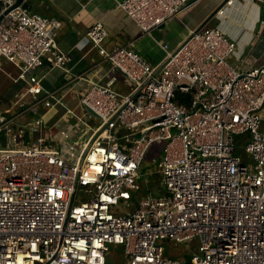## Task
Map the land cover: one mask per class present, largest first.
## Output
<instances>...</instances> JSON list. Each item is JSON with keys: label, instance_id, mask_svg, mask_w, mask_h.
<instances>
[{"label": "built area", "instance_id": "built-area-1", "mask_svg": "<svg viewBox=\"0 0 264 264\" xmlns=\"http://www.w3.org/2000/svg\"><path fill=\"white\" fill-rule=\"evenodd\" d=\"M16 1L0 0V56L28 87L13 101L19 113L0 116V264H109L111 244L122 264H264V64L234 66L235 42L215 26L190 31L175 48L159 42L163 57L150 62L128 45L107 49V28L94 20L84 36L131 87L119 94L114 75L89 78L75 99L100 121L83 139L66 129L53 137L40 131L45 114L56 104L71 114L64 99L88 71L44 90L32 70L71 59L55 38L60 20L22 4L33 0ZM187 1L118 3L151 34ZM28 131L35 140L25 142ZM160 141L165 190L138 195L142 160ZM238 145L252 161L234 153ZM78 190L90 196L76 202ZM166 237H197V249L168 256Z\"/></svg>", "mask_w": 264, "mask_h": 264}, {"label": "crops", "instance_id": "crops-1", "mask_svg": "<svg viewBox=\"0 0 264 264\" xmlns=\"http://www.w3.org/2000/svg\"><path fill=\"white\" fill-rule=\"evenodd\" d=\"M119 1L48 0L37 3L45 14L60 20L55 38L59 47L71 56L66 66L50 67L45 64L32 70L41 77L44 90L61 88L67 75L87 70L85 79L75 84L73 95L70 97L67 95L68 99L75 101L74 98L87 86L89 78L105 83L114 75L116 79L112 87L119 94L129 91L130 81L122 72L113 71L109 61L105 60L91 41L84 36L94 20L102 21L107 28V35L103 40V45L107 49H111L115 43L128 45L146 60L157 62L163 57L159 42L167 43L170 48L177 47L190 31L209 16L220 2H223V0H188L175 16L148 34L141 32L136 22L119 6ZM219 9L221 11L212 13L204 26H215L234 40L235 50L229 57V61L234 66L242 68L264 64V0L262 2L258 0L225 1ZM2 63L5 66L9 64L12 69H5ZM13 69L17 71L15 74ZM0 70L7 75L3 77V85L8 82L3 92L7 102L0 105V116L3 114V116L10 117L19 113V108L13 104V101L17 94L26 90L28 84L24 79L16 78L19 68L1 56ZM60 106L63 107L61 104H56L48 110L44 116L46 126H40V131L45 130L52 133L51 136L56 137L59 130L66 129L72 136L83 139L90 128L85 121L87 118L80 117L84 113L76 114L72 107L71 114H64L63 111L61 113ZM5 108L10 110L7 111ZM32 117V114L18 115L15 121L24 123ZM37 135L38 133L26 132L25 142H29L32 138L35 140ZM5 143H7L6 132L0 131V145Z\"/></svg>", "mask_w": 264, "mask_h": 264}, {"label": "rangeland", "instance_id": "rangeland-1", "mask_svg": "<svg viewBox=\"0 0 264 264\" xmlns=\"http://www.w3.org/2000/svg\"><path fill=\"white\" fill-rule=\"evenodd\" d=\"M40 1L47 2L48 0H34L33 3L31 4L30 9L35 10V11H39L40 13H43L44 15L49 16L48 14H45V12L43 10H41L39 8V6L37 5V3ZM56 30H55V33H56ZM4 62H6V61H4ZM2 65L5 69H10V70L12 69V67L9 64H7V66H5V64L2 63ZM16 72H17L16 69H13V73L15 74ZM5 75H6V73L4 71L0 70V105L7 102L6 97L3 94V92L5 91V87L8 83V82H5L3 85V79H4L3 77ZM6 77H7V75H6ZM68 95L70 97L73 94H68ZM75 101L73 99L70 100V99H68V97H66L64 99V104H66V105L71 104L69 106L73 107L74 112H76V114L85 113L84 115H80V117L84 116L85 118H87L85 121H86L87 125L90 126V128L95 126L100 121L99 117H96V116L91 115V114L87 115V113L79 105V103H77V101L76 102ZM60 108H61V113H62V111H64V108L61 106H60ZM262 123H264V121ZM60 143L64 144V139H61ZM162 144H163L162 141L155 142V143L151 144L145 153V156L142 160V163L140 165L138 175L136 178V181L140 185L138 195H141V194L143 195V194H146L148 192L151 193V191H159L161 193L165 190L164 185L162 184L163 172L161 170L162 154H163ZM234 153L236 155H239L244 160L252 161L251 156L249 154H247V152L245 151V149L241 145H238L235 148ZM89 196H90V194L87 193L86 191L78 190L76 192L74 198H75V201L78 202L80 200L87 199ZM134 205H135V203L132 202L131 206L133 207ZM132 207H126L124 210L122 208H116V210H113V211L119 212V213H124L125 211L130 210ZM160 243L163 246V253L164 254H166L168 256L179 258V257L184 256L186 254L189 255L192 250L197 249L198 238L193 237V238L186 240V241H175V240H172V239H169L166 237V238L160 239ZM106 259H107V262L109 264H122L123 263L122 262L123 261V254L120 251V246L115 245V244H111V249L108 251V253L106 255ZM36 264H39V263H36Z\"/></svg>", "mask_w": 264, "mask_h": 264}, {"label": "water", "instance_id": "water-1", "mask_svg": "<svg viewBox=\"0 0 264 264\" xmlns=\"http://www.w3.org/2000/svg\"><path fill=\"white\" fill-rule=\"evenodd\" d=\"M22 0H17L16 2H15V4H18L19 2H21ZM225 1H227V0H223V2H220V4L218 5V6H216V8H214L213 10H212V12H211V14L209 15V16H207L196 28H194L192 31L193 32H195V31H197V30H199L201 27H204V25L206 24V22L211 18V15H212V13L214 14V13H216L217 11H218V9L222 6V4L225 2ZM23 6L24 7H26V8H30V4L27 2V1H23ZM2 18V15H0V19ZM191 34H189V36H190ZM188 36V37H189ZM187 37V38H188ZM186 38V39H187ZM121 72V71H120ZM85 108H86V110L91 114V115H94V116H96V117H98V114L91 108V107H89V106H85Z\"/></svg>", "mask_w": 264, "mask_h": 264}, {"label": "trees", "instance_id": "trees-1", "mask_svg": "<svg viewBox=\"0 0 264 264\" xmlns=\"http://www.w3.org/2000/svg\"><path fill=\"white\" fill-rule=\"evenodd\" d=\"M34 1V0H33ZM33 1H31L30 2V5L33 3ZM31 7V6H30ZM151 193H153V194H158V193H160L159 191H151ZM184 256H186V257H188V254H186V255H184Z\"/></svg>", "mask_w": 264, "mask_h": 264}]
</instances>
